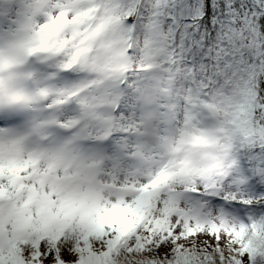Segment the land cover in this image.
<instances>
[{
	"label": "snow or ice",
	"instance_id": "obj_1",
	"mask_svg": "<svg viewBox=\"0 0 264 264\" xmlns=\"http://www.w3.org/2000/svg\"><path fill=\"white\" fill-rule=\"evenodd\" d=\"M0 264H264V0H0Z\"/></svg>",
	"mask_w": 264,
	"mask_h": 264
}]
</instances>
